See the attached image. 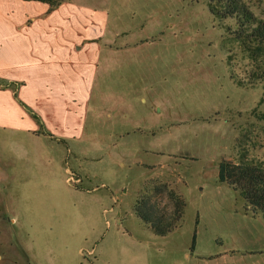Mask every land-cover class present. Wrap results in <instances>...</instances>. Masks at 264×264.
Returning a JSON list of instances; mask_svg holds the SVG:
<instances>
[{"label": "rangeland", "instance_id": "rangeland-1", "mask_svg": "<svg viewBox=\"0 0 264 264\" xmlns=\"http://www.w3.org/2000/svg\"><path fill=\"white\" fill-rule=\"evenodd\" d=\"M71 1L107 15L91 95L64 142L0 126V264H264L263 218L217 180L223 158L264 162V89L232 79L229 21L207 0ZM152 185L185 201L163 236L133 210Z\"/></svg>", "mask_w": 264, "mask_h": 264}, {"label": "crops", "instance_id": "crops-1", "mask_svg": "<svg viewBox=\"0 0 264 264\" xmlns=\"http://www.w3.org/2000/svg\"><path fill=\"white\" fill-rule=\"evenodd\" d=\"M106 20L103 12L71 0L49 12L39 1L0 0V79L21 83L19 99L54 139L38 131L10 89H0V126H11L14 119L17 128L56 143L72 135L91 95L94 63L101 55L97 27Z\"/></svg>", "mask_w": 264, "mask_h": 264}, {"label": "trees", "instance_id": "trees-1", "mask_svg": "<svg viewBox=\"0 0 264 264\" xmlns=\"http://www.w3.org/2000/svg\"><path fill=\"white\" fill-rule=\"evenodd\" d=\"M30 1V0H26ZM46 3L48 12L67 0H33ZM209 12L216 18L228 20L227 30L239 45L248 62L243 74L232 73V79L240 86L261 85L264 89V17L258 16L247 0H207ZM231 52V51H229ZM233 62L231 66L233 67ZM20 82L0 79V89H10L14 99L35 120L39 132L43 129L41 117L31 111L19 99ZM264 119V112L261 114ZM62 141L61 139H59ZM217 180L226 183L242 199L246 210L259 214L264 220V162L240 153L238 159H221L217 167ZM164 191L160 185L145 186L135 200L134 213L158 235H166L178 228L183 221L185 201L174 190H168L169 204H161L157 195Z\"/></svg>", "mask_w": 264, "mask_h": 264}]
</instances>
